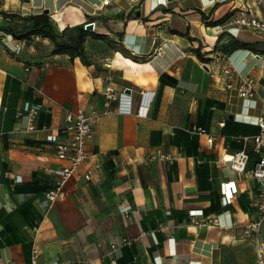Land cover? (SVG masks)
<instances>
[{
  "label": "crops",
  "instance_id": "0c3cea01",
  "mask_svg": "<svg viewBox=\"0 0 264 264\" xmlns=\"http://www.w3.org/2000/svg\"><path fill=\"white\" fill-rule=\"evenodd\" d=\"M0 9L48 11L69 42L94 22L84 26L88 63L52 53L47 37L0 34V264H31L33 240L41 261L65 264H259L264 220L257 233L247 228L264 199L251 174L264 111V31L232 35L224 21L242 12L264 20V0H0ZM217 50L227 52L236 83L256 79L254 96L211 77L222 66ZM26 101L42 105L39 130L26 129ZM77 110L99 113L88 145L96 155L51 203L50 168L69 162L45 135L64 139L67 113ZM242 149L249 158L236 172L229 161ZM158 152L175 159H152ZM124 204L133 207L128 216ZM123 238L130 242L112 249Z\"/></svg>",
  "mask_w": 264,
  "mask_h": 264
},
{
  "label": "built area",
  "instance_id": "2783aa9c",
  "mask_svg": "<svg viewBox=\"0 0 264 264\" xmlns=\"http://www.w3.org/2000/svg\"><path fill=\"white\" fill-rule=\"evenodd\" d=\"M0 19L1 16H0ZM87 22L84 26H87ZM224 28L232 35H236L240 28L247 27L258 31H264V20L250 16L244 12L238 14H230L224 21ZM11 38H13L10 35ZM14 39V38H13ZM14 51L19 52L21 49V44L16 42L14 44ZM216 59L222 63L220 71H210V75L213 78L222 77L224 80V87L226 89H231L236 87L240 97L247 98L252 97L256 93V79L252 75H245L241 77L238 83H236V69L233 65L228 63V55L225 53H217ZM208 66V65H207ZM210 70V67H208ZM110 97L115 98V93L112 89L107 91ZM264 99V92H263ZM42 105L38 102L26 101L22 108V113L27 118V127L29 131L37 130L35 125V120L41 110ZM144 113L147 111V107ZM123 109V108H122ZM121 109V110H122ZM130 110V108H129ZM141 113V112H139ZM99 116V113L92 112L90 114L86 113L84 110H77L75 112L69 111L66 116V123L60 129V133L63 134L64 139H59L58 132H49L45 135V140L54 143L55 154L59 159L68 160V165L61 168H50V171L55 174V180L53 186L46 192L47 199L52 203L58 198L65 196V185L67 182L76 174L80 175L79 168L86 164L89 159L96 154L90 152L88 149L89 142L93 136L92 121ZM257 124L259 126L258 133L253 135L254 139V150L258 154V160L251 170V174L259 182L264 184V111L258 117ZM39 130V129H38ZM42 130V129H41ZM195 131L199 133H204V130L197 127ZM247 138V137H245ZM207 141L209 144L213 142V136H208ZM152 159H160L166 161H173L175 156L169 153L158 152L151 157ZM249 158L248 153L242 149L235 152L230 158L229 166L232 170L236 172H243L246 168L247 160ZM99 167L96 162L93 167H89L83 172V177L89 180L93 174V168ZM264 196V189H263ZM260 216L253 223L248 225L247 231L250 233H257L260 230L262 221L264 220V199L259 203ZM121 212L125 216H128L133 210L131 204H124L120 206ZM195 221V219H192ZM38 232V228L35 229ZM130 242L129 239L123 238L120 244L113 243L111 245L112 249L119 248L120 245H126ZM40 248L36 240H33L31 247V264H65L63 261L59 260H44L40 259ZM258 262L259 264H264V257L258 251ZM116 260L113 259V263ZM73 264V263H71Z\"/></svg>",
  "mask_w": 264,
  "mask_h": 264
},
{
  "label": "trees",
  "instance_id": "16d2710c",
  "mask_svg": "<svg viewBox=\"0 0 264 264\" xmlns=\"http://www.w3.org/2000/svg\"><path fill=\"white\" fill-rule=\"evenodd\" d=\"M2 20L9 23L7 26H0V34H9L19 40H29L35 36L49 38L53 42L52 53L69 52L70 54L79 55L85 63H88L84 52V40L87 35V29L82 26L79 29L77 38L69 42L65 38V30L59 32L56 29L55 22L48 11L36 14L22 15L16 12H7L0 9ZM96 37H101L96 35ZM240 48H253L254 44L249 42L235 41ZM216 53H225V50H217Z\"/></svg>",
  "mask_w": 264,
  "mask_h": 264
},
{
  "label": "water",
  "instance_id": "95a60500",
  "mask_svg": "<svg viewBox=\"0 0 264 264\" xmlns=\"http://www.w3.org/2000/svg\"><path fill=\"white\" fill-rule=\"evenodd\" d=\"M7 25H9L8 22H6V21L0 19V26H7ZM86 28H87V29H92V28H93V27H92V24H91V23L87 24ZM127 90H129V89L127 88Z\"/></svg>",
  "mask_w": 264,
  "mask_h": 264
}]
</instances>
